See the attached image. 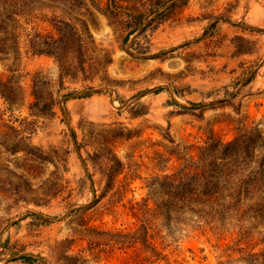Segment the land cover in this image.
<instances>
[{
  "label": "rangeland",
  "instance_id": "rangeland-1",
  "mask_svg": "<svg viewBox=\"0 0 264 264\" xmlns=\"http://www.w3.org/2000/svg\"><path fill=\"white\" fill-rule=\"evenodd\" d=\"M3 1L0 264H264L263 179L230 204L165 193L213 141L251 130L264 153V0ZM35 73L51 116L30 115Z\"/></svg>",
  "mask_w": 264,
  "mask_h": 264
},
{
  "label": "trees",
  "instance_id": "trees-1",
  "mask_svg": "<svg viewBox=\"0 0 264 264\" xmlns=\"http://www.w3.org/2000/svg\"><path fill=\"white\" fill-rule=\"evenodd\" d=\"M3 1V0H2ZM4 2L13 3L11 7L14 10L10 11L14 17H18L21 14H26L21 6L24 0H4ZM0 7L3 8V6ZM7 5V4H6ZM5 9V8H3ZM55 29L59 32V37L54 41L55 45L64 43L66 51L69 52L71 44L69 45L70 32H72L74 40H76L77 49L79 52L78 70L82 71V79H89L85 74L84 59L81 56L84 55V41L81 35L76 31L73 26L66 28V22L54 21ZM69 26V25H68ZM27 49L31 54L48 55L55 54L56 46L52 48L50 46L51 35L42 34L40 32H27ZM55 50V51H54ZM38 73L31 76V92L32 100L29 102L30 115L34 116H51L54 114V107L58 104L57 99L52 95H49L46 99L43 92L48 86V81L43 78H38ZM76 75V74H74ZM35 76V77H34ZM10 88H7V90ZM6 101H11L10 94L0 91ZM61 102V100H60ZM62 103V102H61ZM255 132L242 131L237 133L232 139L227 141H213L206 148L209 152L208 157L203 160V166L196 168L193 172L183 173V178L180 180H187L188 183H176L177 186L174 191H165L166 194L176 197L177 195L184 194L183 190L187 191L195 196H205L206 194L217 193L215 199L221 204H230V202L236 200L239 201L242 194V187H246L251 181L264 180V153L260 154L256 152V136ZM202 156L200 154L199 158ZM207 165V166H206ZM207 167V168H206ZM206 169H208L206 171ZM208 175H205L207 174ZM248 179V180H244ZM222 180V186L218 187L217 182ZM262 180V181H263ZM192 181V182H191ZM191 183L193 186H191ZM189 188H192L191 190ZM180 191L181 194H177Z\"/></svg>",
  "mask_w": 264,
  "mask_h": 264
},
{
  "label": "water",
  "instance_id": "water-1",
  "mask_svg": "<svg viewBox=\"0 0 264 264\" xmlns=\"http://www.w3.org/2000/svg\"><path fill=\"white\" fill-rule=\"evenodd\" d=\"M231 22V21H230ZM244 26V25H243ZM250 28H252V27H250ZM258 29V28H257ZM90 91H92V89H88V90H86V91H83L82 93H84V92H90ZM149 90H146L145 92H148ZM142 93H144V92H141V93H139L138 95H136V96H139L140 94H142ZM71 96H73V95H71ZM68 96H65L64 98H62L61 99V101H63V100H65L66 98H67ZM47 218H49V217H47ZM49 219H55V218H49Z\"/></svg>",
  "mask_w": 264,
  "mask_h": 264
}]
</instances>
